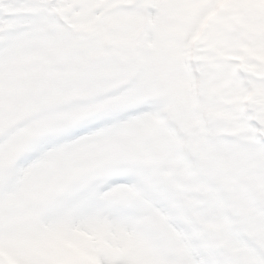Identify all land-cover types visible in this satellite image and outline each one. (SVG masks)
<instances>
[{
  "label": "snow or ice",
  "instance_id": "snow-or-ice-1",
  "mask_svg": "<svg viewBox=\"0 0 264 264\" xmlns=\"http://www.w3.org/2000/svg\"><path fill=\"white\" fill-rule=\"evenodd\" d=\"M25 7L31 11L4 18L13 27L0 43V182L10 189L41 169H62L76 174L75 186L93 189L78 204L66 195L50 205L59 222L40 237L56 236L63 245L52 264H264V79L240 115L261 162L247 181L234 150L212 139L177 160L157 119L158 101L174 94V67L190 68L188 53L219 49L229 38L216 9L207 0L133 5L157 21L175 13L178 39L155 40L149 51L132 37L116 41L120 71L81 86L94 76L93 37L57 13L82 5L34 0ZM209 76L205 64L201 83ZM19 96L31 101L14 102ZM185 161L194 200L190 192L179 196L174 184L172 170ZM31 240L0 234V264H28L21 250Z\"/></svg>",
  "mask_w": 264,
  "mask_h": 264
},
{
  "label": "rangeland",
  "instance_id": "rangeland-1",
  "mask_svg": "<svg viewBox=\"0 0 264 264\" xmlns=\"http://www.w3.org/2000/svg\"><path fill=\"white\" fill-rule=\"evenodd\" d=\"M63 2L82 5V7L76 10L68 7L64 8L62 13H57L61 16V19H65L78 33L93 37L90 46L95 49L94 57L98 65L94 69L93 79H82L80 81L81 86L103 81L121 69L119 61L113 53L106 52V47L100 43L97 37L113 36L115 42L127 39L132 37V25L135 26L137 31L143 30L149 24V20L153 18L143 7L134 8L131 11L132 13L124 10L129 0H124L121 3L123 6L117 12L111 8L114 2L112 0H87L86 3L78 0H63ZM207 3L212 5L217 13L223 17L222 23L230 32L229 38L221 48L200 49L195 52V60L200 73L205 64L210 65L208 79L213 86L207 90V98H209L208 105L210 106H213L215 101L219 103L212 111L215 117L211 124L213 130L219 133L227 130L226 120H216V117L222 114L227 115L231 112H238L233 114L234 116L231 114L235 122L233 124L228 122V126H231V130L235 127H243L240 120L242 107L245 103L255 101L259 92L258 82L264 79V72L260 63L264 58L263 41L256 28V25L260 28L262 22L257 21L252 12L249 13V17L247 15L251 8L258 6L262 1L207 0ZM8 4H11L10 8ZM27 4L29 2L21 5L18 0H8L6 7L0 9V12L2 14L10 12L13 7L11 12L14 15L26 14L31 11V9L25 7ZM68 17H71V21H67ZM8 25L10 24L0 22V43L9 38L7 33L12 28L6 27ZM107 25L110 29L107 28ZM104 26L110 31L108 35H106L108 31L103 29ZM148 28L152 33L148 35L146 43L144 38L136 39L141 44L142 51H149L155 40L165 39L173 42L178 39V17L175 13L157 21L156 25L150 24ZM96 31H98V34L95 36ZM12 63L15 66L18 62L13 61ZM238 63H240L241 68H236L235 65ZM172 78L175 84L174 94L178 93V88L182 85L179 96L182 98L184 92L189 93L195 105L199 103L197 99V82L195 83V79L190 75L187 66L174 67ZM28 98V96H19L16 100L19 103H28ZM211 98H214V100L212 101ZM169 101L174 102L173 97L171 100H160L158 103L164 106ZM169 109L172 110L173 107H169ZM174 111L180 114L179 106H176ZM169 141L171 143L170 139ZM238 148L241 149L240 152H238ZM232 149L234 150L233 154L236 155L235 162L239 163V166L242 161L255 154L252 144L248 148L240 147V144L237 146L232 145ZM173 152L176 154V159L184 160V158H180L178 150L174 149ZM183 168L185 170L184 184H194L192 179L193 169L190 163L185 161ZM75 175L73 173L72 177H68L62 169L53 171L45 168L41 169L38 176L28 181L27 184L21 181L19 186H13L10 189L3 187L2 193L4 195L0 196V234H26L32 237L29 246L23 247L21 250L23 255L30 257L28 264H39L41 257L46 264H52L51 258L62 253V242L56 236L42 238L40 232L59 222V218L55 214L46 212L51 202L58 201L67 195L75 205L88 197L75 200V196L71 194L83 186V184L79 186L73 184ZM62 177H64L63 180H61ZM68 178H70L69 181H67ZM66 184L73 185L70 192L68 191L70 186ZM7 190L12 191L5 194ZM76 223L84 225L87 223V219L78 220ZM81 238L88 239L86 235Z\"/></svg>",
  "mask_w": 264,
  "mask_h": 264
},
{
  "label": "trees",
  "instance_id": "trees-1",
  "mask_svg": "<svg viewBox=\"0 0 264 264\" xmlns=\"http://www.w3.org/2000/svg\"><path fill=\"white\" fill-rule=\"evenodd\" d=\"M257 162H260V159L258 158V160H256Z\"/></svg>",
  "mask_w": 264,
  "mask_h": 264
}]
</instances>
